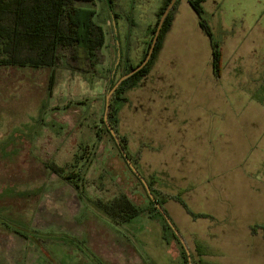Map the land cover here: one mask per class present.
I'll return each mask as SVG.
<instances>
[{"label":"rangeland","instance_id":"374dc122","mask_svg":"<svg viewBox=\"0 0 264 264\" xmlns=\"http://www.w3.org/2000/svg\"><path fill=\"white\" fill-rule=\"evenodd\" d=\"M159 3L77 4L94 9L105 32L97 76L57 69L49 90L48 69L0 66V264H178L176 253L188 264L103 122L110 88L149 49ZM202 9L221 48L220 78L208 37L179 0L147 78L113 102V129L156 195L178 196L205 218L163 205L188 250L196 236L242 249L264 228V87L252 82L264 57V0H204ZM238 38L244 44L228 48ZM120 195L148 212L114 224L94 202Z\"/></svg>","mask_w":264,"mask_h":264},{"label":"trees","instance_id":"16d2710c","mask_svg":"<svg viewBox=\"0 0 264 264\" xmlns=\"http://www.w3.org/2000/svg\"><path fill=\"white\" fill-rule=\"evenodd\" d=\"M178 1L163 22L156 46L147 65L124 80L112 94L109 105L110 112L115 100L122 101L121 95L148 75L157 53L161 49L163 39L172 25ZM186 1L196 14L199 28L209 39L211 67L214 76L218 78L221 73L222 53L219 43L212 38L211 30L203 18L202 4L204 0ZM94 2L95 0H0V66L48 69L50 70L49 90L52 89L57 69H65L84 76H97L99 68L105 62V55L102 51L105 46V32L95 21L96 12L94 9L81 8L77 5L82 3L94 6ZM169 2L170 0H164L159 8L156 14V23L149 29L150 35L154 36L158 21ZM107 3L112 8V0H107ZM146 54L137 65L124 68L122 76L137 67ZM108 123L112 129L113 125L117 123L112 112L109 113ZM119 140L125 151V141L122 138ZM48 168L53 174L64 175V169L55 164L48 165ZM64 178L69 179L68 177ZM153 182L155 181L152 180L147 186L154 198V201L150 200L154 210L158 211L159 207L166 215L163 205L167 200H172L180 204L192 218L203 217L192 214L178 196L160 198V195H156L152 188ZM94 205L117 225L127 223L149 210L148 208H138L125 195H120L109 203L96 200ZM158 213L163 218L159 211ZM164 222L165 227L171 230L165 219ZM185 260L187 262V259Z\"/></svg>","mask_w":264,"mask_h":264},{"label":"crops","instance_id":"0c3cea01","mask_svg":"<svg viewBox=\"0 0 264 264\" xmlns=\"http://www.w3.org/2000/svg\"><path fill=\"white\" fill-rule=\"evenodd\" d=\"M184 1H186V0H184ZM217 1H219V0H217ZM163 2H164V0H160L159 7L154 12V19L156 18V14H157L159 8L162 6ZM186 3H187V1H186ZM203 4H204V2H203ZM214 4L216 5V10H217L218 9L217 8L218 3L217 4L214 3ZM175 20H176V17L174 16V20L172 22V25L175 22ZM197 22H198V19H197ZM172 25H171L170 29L172 28ZM170 29H169V31H170ZM169 31L167 32L166 35H168ZM164 40H165V37H164ZM235 40H236V42H235ZM226 44L227 43H223V45H224V50H223L224 51L223 52L224 58H225V49L227 47ZM243 44H244V41H241L240 38L233 39L230 42V47H228V48H233L232 46L243 45ZM263 46H264V43H263ZM210 52H211V48H210ZM234 52H235L234 54L237 53V51H235V50H234ZM210 65H211V59H210ZM257 66H258V68L256 69L257 72L255 73L257 75V77L252 82H253V85L255 87H257L259 90H261L264 87V57H262L261 60L259 59V61H257ZM223 68H225V66H223ZM238 74L239 73L237 72V74L235 76H238ZM220 75H221V73H220ZM147 76L145 78H147ZM218 78H220V77H218ZM257 101H259L258 103H261L260 102L261 100L258 98H257ZM206 218H208V217H206ZM200 219H205V218L201 217ZM212 237H214V236L212 235ZM211 239L209 238V236H207V240H205V241H210ZM192 240H193L192 241L193 246L189 247V250L193 254V257H194L193 259H194L195 264H198V263H200V264H264V229H261V228L258 229V231H256V233L253 234L252 237L248 238V240H246V241H243L244 244H242V246H243V247H241L242 249L238 248L239 247L238 245L225 244V243L221 244L220 242L219 243L216 242L214 244V246H213V244L207 245L204 242H202L200 240V238H198L197 236L195 238L192 237ZM216 247H218L217 250H216ZM174 259L176 260V262L178 264H181L180 263L181 261L179 260V256L177 253L175 254Z\"/></svg>","mask_w":264,"mask_h":264},{"label":"water","instance_id":"95a60500","mask_svg":"<svg viewBox=\"0 0 264 264\" xmlns=\"http://www.w3.org/2000/svg\"><path fill=\"white\" fill-rule=\"evenodd\" d=\"M177 0H170L168 6L166 7L165 11L163 12L161 18L158 21V25L156 28V31L154 33L153 39L151 41V44L149 46L148 52L145 56V58L143 59V61L137 66L135 67L133 70H131L130 73L126 74L125 76H123L113 87L112 89L108 92V94L106 95V99H105V110H104V115H103V122L107 128V131L109 132V134L111 135V137L113 138L116 146L118 147L122 157L124 158V160L126 161L128 167L131 169V171L136 175V177L141 181V183L144 185L145 190L148 194V197L150 198L151 201H154V198L152 197L150 190L148 188V186L146 185L145 181L142 179V177H140V175L137 173V171L135 170L134 166L132 165L131 161L128 159L126 152L123 150L122 145L120 143V140L118 138V136L116 135V133L114 132V130L112 129V127L109 125L108 121H107V117H108V111H109V105H110V98L112 96V94L114 93V91L117 89V87L127 78L131 77L132 75H134L135 73H137L139 70H141L142 68H144L147 63L149 62L152 53L154 51V48L156 46L157 40H158V36L160 33V29L163 25L164 20L166 19L167 15L169 14V12L172 10L173 6L175 5ZM158 211L163 215V218L165 219L166 223L168 224V226L170 227V229L172 230V232L174 233V235L176 236V238L179 240L181 246L183 247V250L186 254L187 257V261L188 264H190V254H189V250L184 242V240L182 239V237L179 235V233L177 232V230L174 228V226L172 225V223L170 222V220L168 219V217L166 215L163 214L162 210L158 207Z\"/></svg>","mask_w":264,"mask_h":264},{"label":"flooded vegetation","instance_id":"af4514ba","mask_svg":"<svg viewBox=\"0 0 264 264\" xmlns=\"http://www.w3.org/2000/svg\"><path fill=\"white\" fill-rule=\"evenodd\" d=\"M124 76H125V75H124ZM122 77H123V76H122ZM122 77H121V78H122Z\"/></svg>","mask_w":264,"mask_h":264}]
</instances>
